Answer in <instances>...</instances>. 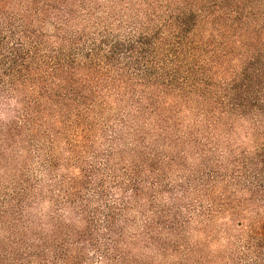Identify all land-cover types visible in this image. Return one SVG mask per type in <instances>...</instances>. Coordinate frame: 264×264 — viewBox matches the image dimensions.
Listing matches in <instances>:
<instances>
[{
  "label": "trees",
  "instance_id": "obj_1",
  "mask_svg": "<svg viewBox=\"0 0 264 264\" xmlns=\"http://www.w3.org/2000/svg\"><path fill=\"white\" fill-rule=\"evenodd\" d=\"M0 264H264V0H0Z\"/></svg>",
  "mask_w": 264,
  "mask_h": 264
},
{
  "label": "rangeland",
  "instance_id": "obj_2",
  "mask_svg": "<svg viewBox=\"0 0 264 264\" xmlns=\"http://www.w3.org/2000/svg\"><path fill=\"white\" fill-rule=\"evenodd\" d=\"M62 149L59 153L64 152V142L62 143ZM1 173H3V170H1ZM38 174V169H37V165L35 164V162L32 164V175H37ZM51 208V204L50 201H46V202H42L39 203L37 209L38 211H43L44 213H46L47 211H49V209Z\"/></svg>",
  "mask_w": 264,
  "mask_h": 264
}]
</instances>
